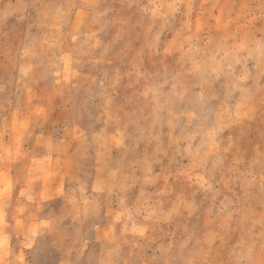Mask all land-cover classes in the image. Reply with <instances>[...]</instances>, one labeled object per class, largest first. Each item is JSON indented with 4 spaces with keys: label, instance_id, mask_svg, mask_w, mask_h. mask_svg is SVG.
Returning <instances> with one entry per match:
<instances>
[{
    "label": "rangeland",
    "instance_id": "rangeland-1",
    "mask_svg": "<svg viewBox=\"0 0 264 264\" xmlns=\"http://www.w3.org/2000/svg\"><path fill=\"white\" fill-rule=\"evenodd\" d=\"M33 103L84 128L80 181L0 225V264H100L111 204L104 264H264V0H0V133Z\"/></svg>",
    "mask_w": 264,
    "mask_h": 264
},
{
    "label": "crops",
    "instance_id": "crops-1",
    "mask_svg": "<svg viewBox=\"0 0 264 264\" xmlns=\"http://www.w3.org/2000/svg\"><path fill=\"white\" fill-rule=\"evenodd\" d=\"M80 76L90 80L92 77L87 72H80ZM30 84L34 88L40 85L42 89L46 88V83ZM54 109L57 107L33 103L30 106L14 107L7 117L6 130L0 133V225L10 222L16 224L18 220L27 224L28 229L45 221L46 225H49L51 218L47 215L42 216V211L46 207L47 212L54 201L63 199L68 194L71 182L80 181L77 161L78 150L82 149V144H79L76 134L84 128L76 121L62 123L63 125L54 122L52 125ZM59 128L62 129V133L58 136L56 130ZM4 145L10 146L9 155L8 148L4 149ZM23 165L24 173L19 181ZM113 174L95 173L90 182V193H110L109 183ZM14 190L28 209L29 207L40 209L39 219H32L29 212L23 217H14L11 221L3 217L4 209L1 202L7 200V194ZM105 210L104 219L94 226L90 239V244L96 243L101 248L100 264L105 263L103 258L109 257L113 262L115 232L121 221L115 205H108ZM5 215L8 217L7 213Z\"/></svg>",
    "mask_w": 264,
    "mask_h": 264
}]
</instances>
